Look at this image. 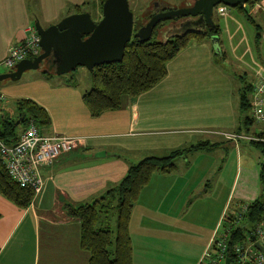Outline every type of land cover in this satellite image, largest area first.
Returning a JSON list of instances; mask_svg holds the SVG:
<instances>
[{
    "label": "crops",
    "instance_id": "0c3cea01",
    "mask_svg": "<svg viewBox=\"0 0 264 264\" xmlns=\"http://www.w3.org/2000/svg\"><path fill=\"white\" fill-rule=\"evenodd\" d=\"M75 6L96 21L100 17L99 0H0V63L36 21L43 28L55 25L73 14ZM251 14L264 22V0H258ZM215 18L223 22L219 51L211 40L191 44L167 63V75L159 83L135 98L122 96L119 109L96 118L82 101L91 81L81 88L73 75L40 72L20 83H0V101L29 99L46 111L50 125L40 129L42 135L79 140L69 153L40 169L42 190L26 209L0 196V264H89V252L80 247V222L68 217L65 206L100 199L146 157L208 142L214 145L210 150L179 158L174 172L151 177L140 191L128 228L132 264H197L229 201L233 206L228 213L241 208L239 201L230 200L237 174L223 208L220 189L209 197L198 195L195 202L194 194L216 174L219 138L237 152L239 142L226 135L241 126L243 77L264 75V34L261 63L239 14L231 9L224 14L220 6ZM110 228L115 233V215Z\"/></svg>",
    "mask_w": 264,
    "mask_h": 264
},
{
    "label": "trees",
    "instance_id": "16d2710c",
    "mask_svg": "<svg viewBox=\"0 0 264 264\" xmlns=\"http://www.w3.org/2000/svg\"><path fill=\"white\" fill-rule=\"evenodd\" d=\"M103 2L104 0H99V19L101 18ZM257 2L258 0H249L246 7L237 6L231 9L238 12L246 22L254 27L253 47L258 60L262 63L261 44L264 30L250 13ZM73 12L81 13L84 10L75 6ZM138 13L142 14V17L135 15L133 33L143 27L152 17V9H143ZM213 20L216 25L215 29H205L203 33H168L165 36L161 34V30L171 22H162L156 26L149 41L141 42L132 37L125 47L124 56L120 62L102 64L89 71L91 88L82 94V101L90 115L96 118L104 112L117 110L120 108L122 96L135 98L159 83L167 75V63L178 53L191 44H201L209 41L212 36L220 34L221 29L215 18V10ZM213 53L218 56L215 52ZM40 72L44 76L54 75L44 70ZM251 84L241 82L239 91V107L242 119L240 121L241 126L233 134L241 137L256 134V130L250 132V126L254 122L248 115L252 98ZM14 107L16 114L9 115V113L4 112L3 116H0V139L6 144H15L19 134L30 121H33L39 129L50 125L46 111L32 100H16ZM17 121H19L18 125H16ZM20 124L22 127L17 130ZM241 140L243 139L238 138L232 142ZM246 142L259 150L261 155L256 176L259 192L258 194L252 192L251 185L246 180L245 189L234 196V201H239L241 206L246 205V210L242 213L240 208L233 207L237 213H241V218L238 221L233 217L236 223L230 227V236L227 241V254L230 258H232L231 246L236 242L244 241L255 226L264 221V143L248 140ZM213 146L208 142H199L172 150L163 157H146L137 164L130 166L118 186L108 190L100 199L91 204L66 205L65 211L68 217L80 222V247L89 252V264H132V246L128 228L132 210L140 191L148 185L154 174L174 172L177 159L185 158L195 152L208 151ZM34 195L32 189L21 187L8 176L0 160V196L18 208L26 209L32 202ZM114 209H116L115 233L107 221L108 213Z\"/></svg>",
    "mask_w": 264,
    "mask_h": 264
},
{
    "label": "water",
    "instance_id": "95a60500",
    "mask_svg": "<svg viewBox=\"0 0 264 264\" xmlns=\"http://www.w3.org/2000/svg\"><path fill=\"white\" fill-rule=\"evenodd\" d=\"M187 1L185 6L178 9L170 8L162 2H153L152 17L135 33L134 15L128 0H104L98 21L89 12L70 14L47 28L41 27L36 21L34 28L40 38V54L34 58L23 59L13 70L1 73L0 82L18 81L24 72L30 70H44L63 76L78 67L91 71L102 64L120 62L132 37L141 42L149 41L159 23L171 22L161 30V34L165 36L168 33H203L205 29H215L213 16L218 6L233 9L246 5L249 0ZM210 40L213 49L219 51L218 36H212ZM4 112L10 110L2 106L0 116ZM255 246L262 251L258 243ZM228 263L227 258L225 264Z\"/></svg>",
    "mask_w": 264,
    "mask_h": 264
},
{
    "label": "built area",
    "instance_id": "2783aa9c",
    "mask_svg": "<svg viewBox=\"0 0 264 264\" xmlns=\"http://www.w3.org/2000/svg\"><path fill=\"white\" fill-rule=\"evenodd\" d=\"M227 9L229 8L222 6V13L225 14ZM39 41L40 38L35 28L29 27L24 39L10 49L0 63L1 66L11 71L21 60L38 56L40 54ZM251 87L249 116L261 127H258L256 134L252 136L241 137L232 134L226 137L230 140L241 138L264 143V75L255 73ZM78 143V139L44 136L36 124L30 121L19 134L15 144L8 145L0 139V160L6 173L14 182L38 194L43 187L40 169L51 165L58 158L69 153L77 147ZM245 210L246 205H242L240 211L243 213ZM233 217L239 221L241 213L225 214L197 264H225L227 258L229 259L228 264H264V221L256 225L244 241L234 243L231 246L232 258L228 256L227 241L230 236V227L236 223ZM256 243L262 247V251L255 246Z\"/></svg>",
    "mask_w": 264,
    "mask_h": 264
},
{
    "label": "rangeland",
    "instance_id": "374dc122",
    "mask_svg": "<svg viewBox=\"0 0 264 264\" xmlns=\"http://www.w3.org/2000/svg\"><path fill=\"white\" fill-rule=\"evenodd\" d=\"M155 1H160L165 5H168L170 8L173 9H178L181 8L183 6H185V4L188 2L187 0H128L129 2V8L132 10L133 14H134V18L135 15H142L139 14L138 12L143 10V9H153V2ZM247 6V4L245 5V7ZM230 9V8H229ZM232 10V9H231ZM233 13L238 14V12L232 10ZM251 13V12H250ZM240 15V14H239ZM254 19L256 20V22L258 24H260L264 30V22L263 19L261 18V16L257 15H253ZM142 17V16H141ZM241 21L243 23V26L245 28V30L247 31V34L250 36L251 38V44L253 45V41H254V27L249 24L248 22L245 21V19L240 15ZM221 26H223V22L222 20H220L219 23ZM225 43V41H224ZM8 72L7 69H5L4 67H0V74L1 73H6ZM67 75H73L75 77V81L76 83H78V85L81 88H85L86 83L90 82V75H89V71L83 67H78L77 69H75L74 71H72L71 73L67 74ZM67 75H63V77H70ZM37 76H40V71H27L25 73L22 74L21 78L16 82V83H20L23 82L27 79L30 78H35ZM9 80H5L3 82H7ZM253 78L252 76L248 73V75H245L242 79L243 83H252ZM12 84H14L15 82L9 81ZM2 83V82H0ZM239 84V83H238ZM14 100L15 99H8V103L6 104L3 101H0V107L5 106L6 108L13 110L14 111ZM14 114H16V112H12ZM11 115V114H9ZM249 115V112H248ZM22 127V125L20 124L17 128V130H19ZM258 127H261V125L254 123L253 125L250 126V132H252L253 130H256ZM220 142H221V148H220V160L218 162V166L216 167V174L215 173H211L207 179H205L204 181H202V183L199 184V191L195 192L194 197L198 196V195H203V196H207L209 197L214 190H219L220 189V200H221V206L223 208V202L226 198V195L228 194V188L231 185V183L233 182V179L235 178V175L237 174V178H236V185L233 189L232 192V196L230 198V200H232L234 198V196H236L238 194V192H241V190L245 189V181L248 180L250 185H251V189L252 192H254L255 194H258L259 192V185H258V181H257V173H258V169H259V162L261 160V155L259 150H257L255 147H253L251 144L247 143L245 139L239 141L238 146H237V152L236 150H234V148L229 147L227 141H225L223 138H219ZM197 142V141H194ZM236 154H235V152ZM237 158H239V161H237ZM239 168V171H238ZM219 175L221 176L220 181H217V178L219 177ZM247 188V186H246ZM204 191L206 192L204 194ZM249 192V191H248ZM251 192V193H252ZM235 194V195H234ZM215 193L213 194L212 198H214ZM196 199H193L192 201L195 202L197 201ZM211 198V199H212ZM234 201V200H232ZM230 203V201H229ZM227 205V207L224 210V213L222 214V218L225 216V214H227L228 212L231 211L232 208V204ZM231 207V208H230ZM230 208V210L228 209ZM114 215H115V220H116V209H114L113 211L108 213V223L110 225L113 224L114 221ZM112 227V226H111ZM115 237V236H114Z\"/></svg>",
    "mask_w": 264,
    "mask_h": 264
}]
</instances>
